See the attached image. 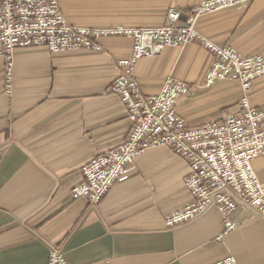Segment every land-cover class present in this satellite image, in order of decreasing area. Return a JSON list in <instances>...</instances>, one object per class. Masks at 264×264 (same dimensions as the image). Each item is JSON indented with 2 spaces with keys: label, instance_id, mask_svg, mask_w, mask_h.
<instances>
[{
  "label": "crops",
  "instance_id": "1",
  "mask_svg": "<svg viewBox=\"0 0 264 264\" xmlns=\"http://www.w3.org/2000/svg\"><path fill=\"white\" fill-rule=\"evenodd\" d=\"M67 19L105 28L159 26L172 6L187 14L201 0H59ZM199 29L243 55L264 53V0L201 18ZM103 51L52 53L20 48L14 55L12 94L5 92L0 57V264H48L59 245L71 264H211L234 255L240 264H264V218L238 206V227L221 240L225 220L217 208L169 228L166 216L192 203L186 187L191 167L172 148L141 154L99 204L73 199L84 164L124 143L128 111L110 90L133 52L126 36L102 39ZM214 55L199 43L170 47L141 58L134 70L146 94L167 78L187 82L178 113L189 125L223 120L238 109L237 80L207 86ZM251 102L264 106V77ZM264 182V155L253 161Z\"/></svg>",
  "mask_w": 264,
  "mask_h": 264
},
{
  "label": "built area",
  "instance_id": "2",
  "mask_svg": "<svg viewBox=\"0 0 264 264\" xmlns=\"http://www.w3.org/2000/svg\"><path fill=\"white\" fill-rule=\"evenodd\" d=\"M254 1L201 0L187 14L177 6L170 7L166 22L159 26L99 28L70 22L59 0H0V57L6 60L8 95L13 91L14 55L20 48L45 47L52 53L103 51V38L126 36L133 40L132 54L118 60L121 71L110 85L128 111L129 136L82 166L83 180L72 189L73 199L99 204L141 154L166 146L188 161L191 173L185 183L194 196L192 203L166 216L167 227L180 226L217 208L225 220V230L218 237L221 240L238 227L231 219L238 206L264 218V182L253 165L264 155V106H255L250 100L255 80L264 77V53L243 55L232 46L214 42L198 27L206 15L247 7ZM195 42L214 55L207 86L237 80L242 94L238 109L223 120L189 125L178 113L177 104L190 92V85L170 77L158 93L146 94L134 70L143 57ZM48 264L71 262L59 245H52ZM211 264L240 263L236 256L228 255Z\"/></svg>",
  "mask_w": 264,
  "mask_h": 264
}]
</instances>
